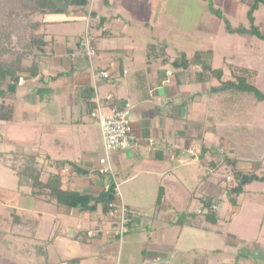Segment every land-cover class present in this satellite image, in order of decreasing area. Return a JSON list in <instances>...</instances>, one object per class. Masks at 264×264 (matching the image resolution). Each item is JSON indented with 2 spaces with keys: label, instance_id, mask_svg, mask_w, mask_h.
I'll return each mask as SVG.
<instances>
[{
  "label": "crops",
  "instance_id": "0c3cea01",
  "mask_svg": "<svg viewBox=\"0 0 264 264\" xmlns=\"http://www.w3.org/2000/svg\"><path fill=\"white\" fill-rule=\"evenodd\" d=\"M163 2L93 0L86 6L69 7L63 14L37 16L45 22L43 32L53 41L54 53L41 59L37 77H20L16 93L8 97L15 111L11 122H0V152L6 159L17 149L23 155L36 156L38 165L45 167L42 180L56 162H64L58 169L62 190L96 197L106 188L110 179L98 173L100 129L90 116L94 79L79 45L85 33L95 50L94 70L110 74L109 79L96 81L98 95L110 94L117 104L132 105L131 128L137 140L110 157L118 202L129 212V231L124 238L119 241L114 236L113 221L100 206L80 212L34 203L15 187L13 209L38 217L19 238L22 248L31 250L29 258L21 257L22 262L38 258L39 264H209V233L221 236L230 249L237 245L246 249L247 239L233 229L237 224L245 227L240 224L244 222L240 220L244 193L235 207L227 200L222 218L219 211L227 198L220 195L217 226L209 227L206 213L209 197H214L209 195V80L197 82L195 67L190 71L167 68L173 58L166 49L161 53L163 46L155 36L164 24L158 20ZM202 16L209 17V13ZM168 22L173 26V21ZM145 32L155 35L148 40ZM186 84L194 86L193 92L185 89ZM205 85L208 88L203 90ZM43 142H47V150ZM183 152L191 156L185 158ZM219 158L213 162L221 164ZM193 164L204 170L195 176L197 182L182 170ZM0 167L14 175L5 164ZM7 188L2 190H13ZM252 206V215L259 212V227L256 222L248 221V225L258 238L264 203ZM47 216L49 226L43 221ZM41 229L45 233L39 238ZM88 231L93 233L91 237ZM43 242L46 250L37 257L34 246Z\"/></svg>",
  "mask_w": 264,
  "mask_h": 264
},
{
  "label": "rangeland",
  "instance_id": "374dc122",
  "mask_svg": "<svg viewBox=\"0 0 264 264\" xmlns=\"http://www.w3.org/2000/svg\"><path fill=\"white\" fill-rule=\"evenodd\" d=\"M210 4L225 16L230 25L247 24V8L240 4L239 0H164L163 7L160 10L163 14L158 19L164 23L161 25V30L158 31L157 35L145 32V36L148 37V40L152 39L154 35L157 36L159 38V45L166 46V53L171 58H174L180 52L192 54L196 50H212L213 67L215 69H222L224 80L230 79L232 73L236 75L242 73L239 69H235V67L230 72L228 66L223 64L224 57L232 58L233 64L251 68L249 74H247L248 82L255 85L264 94L263 41L255 39L253 40V46L246 48L242 38L225 33L223 27L217 35L194 34L193 28L202 18L201 15L208 12L210 16V12L212 11L211 7H208ZM255 17L256 23L260 25L264 34V6L255 12ZM168 21H173V26H169ZM168 67L170 65H167ZM193 70L195 71L196 69ZM190 75L194 74L191 73ZM219 85V82L217 83L214 79H209V89L210 87ZM207 88V85L202 87L203 90ZM185 89L193 92L194 86L186 84ZM199 100L203 101V103L207 102L206 99ZM42 147H44V150H47V142H43ZM15 153L23 156L19 149ZM221 154L223 157L235 159L237 168H241L243 171L254 170L258 175L264 173V102H257L252 95L247 93L225 91L215 94L209 91V160L218 162ZM182 155L185 158L191 156L187 152H183ZM6 161L7 165L15 168L18 162H22L20 158H15L12 154L9 155ZM258 161L261 164L255 169V163ZM182 170L191 174L193 180H195L197 173H204V170H199L196 164L184 166ZM176 171H179L178 168H176ZM184 175L188 176L185 172ZM231 180V169L223 161L215 173L210 172L209 174V195L221 197L220 195L224 194V189H228L226 188L229 186L227 182ZM195 181L197 182V180ZM180 182L184 184V181L181 180ZM4 186L13 190L5 193L6 191L2 190ZM15 187H17L16 177L8 172V170H5V168L0 167V231L2 232L10 231L11 218L9 214L11 208L14 207ZM246 190L247 193L240 196V199H244L241 205L240 219L244 222L240 224H245V227L239 228V224H237L236 228L233 229L240 232L239 234L247 239L245 243L247 250L239 248L238 245L230 249V247L228 248L229 243H225L221 236L210 235L209 233V240L207 239L209 264H222L225 260L227 262L231 261V264H236L237 259L240 257L238 264H264V258L257 255L260 253L264 254V217L258 231V234H260L258 238L256 236L257 233L255 236H252L251 228L248 225L250 223L255 224L256 222L257 229L259 227V212L252 215V205L253 203H256V205L264 203V183H252L246 187ZM215 203H213V206L217 205ZM223 203L219 211L221 218L224 217L225 210L227 209V199ZM17 214L25 219H29L30 223L38 220V217L32 212L19 211ZM43 221L47 223L45 224L47 226L51 222L48 216ZM29 228L14 227L12 231L20 233L22 236L25 230L27 231ZM60 230L64 232L67 229L60 228ZM41 233L45 232L42 229L39 233L37 232L39 238ZM7 239L12 240L10 248L23 249L21 246L23 242H20L19 238H12L8 235ZM219 245L223 248H219ZM216 248L220 250L215 251ZM233 251H235L234 255H232ZM242 256L245 258H242ZM17 260L19 262L22 261L19 257ZM38 262H40L38 258L29 259V264H39ZM22 263L25 264V262Z\"/></svg>",
  "mask_w": 264,
  "mask_h": 264
},
{
  "label": "trees",
  "instance_id": "16d2710c",
  "mask_svg": "<svg viewBox=\"0 0 264 264\" xmlns=\"http://www.w3.org/2000/svg\"><path fill=\"white\" fill-rule=\"evenodd\" d=\"M239 2L247 8L246 25H230L225 16L210 4L208 6L212 9L210 16H202L193 28L194 34L217 35L223 27L225 33L242 38L246 48H251L255 39L264 42V34L260 25L256 23L255 17V12L264 6V0H239ZM87 4L88 0H0V122H11L13 120L15 105L13 101L7 99L16 93L19 78L22 76L37 77L41 59L53 56L54 43L52 40L46 39L43 32L45 22L37 20V16L63 14L67 12L69 7H82ZM153 47L155 46L152 45L151 48ZM160 51L164 55L165 47L160 48ZM168 63L171 69L176 71H190L195 67L194 77L197 82H206L209 79L219 82V86L210 87V93L217 94L225 91L247 93L252 95L257 102H264V94L255 85L248 82L247 74H249L251 68L233 64L232 58L224 57L223 64L228 66L230 72L233 67L242 72L238 75L232 73L230 79L224 80L222 69L213 67V52L210 49L196 50L191 55L180 52ZM92 110L93 106L90 107V112ZM11 154L15 158H20L22 162H18L16 168L7 165L5 155L0 152V165L5 164L13 172L17 177V191L31 198L34 203L53 204L58 207H65L68 210L78 209L80 212H92L97 206H100L105 215L110 210L109 205L118 203V197L111 181L96 197L76 191L62 190L58 169L65 164L64 162H56L55 169L49 170L47 179L42 180L41 175L45 167L38 165L36 156H21L15 152H11ZM221 159L222 163L225 161L230 167L232 178L230 182H227L229 186L226 188L228 189H224L223 193L230 205L235 207L237 198L245 193L247 186L255 182H264V173L258 175L254 170L243 171L238 169L235 159L223 157L222 154ZM260 164L261 162H256L255 169ZM219 165L210 161L209 173H215ZM75 170L79 171L77 167H75ZM22 189H25V191H22ZM218 200V197H209L206 213L209 219V227L217 226V205L213 206V203L216 202L215 204H217ZM9 215L11 218L10 231H0V264H24L22 261L19 262L17 258H29L31 252L29 246L25 250L10 248L12 240L7 239V236L20 238L21 234L14 233L13 228H28L31 223L29 219L17 214V211L13 208H11ZM34 248L37 257L38 253L42 252L44 254L46 250L45 242L38 246L35 245ZM25 264H29V261Z\"/></svg>",
  "mask_w": 264,
  "mask_h": 264
},
{
  "label": "built area",
  "instance_id": "2783aa9c",
  "mask_svg": "<svg viewBox=\"0 0 264 264\" xmlns=\"http://www.w3.org/2000/svg\"><path fill=\"white\" fill-rule=\"evenodd\" d=\"M88 1L90 4L93 2V0ZM79 45L87 57L92 78L94 79V93L91 99L93 110L90 112V116L97 121L101 134L102 156L98 159V173L110 179L114 185L115 194L118 197V185L110 157L113 153L126 150L136 144L137 139L133 135L131 128V111L133 108L128 102L117 104L110 94L105 97L98 95L96 81L107 80L110 78V74L107 71L94 70L92 58L95 55V50L92 47L88 33L84 34L79 41ZM109 209L106 216L113 221L112 229L114 236L121 241L129 231L128 209L121 202L109 205ZM98 230L101 231L100 229ZM86 234L88 237H91L93 233L88 231Z\"/></svg>",
  "mask_w": 264,
  "mask_h": 264
},
{
  "label": "flooded vegetation",
  "instance_id": "af4514ba",
  "mask_svg": "<svg viewBox=\"0 0 264 264\" xmlns=\"http://www.w3.org/2000/svg\"><path fill=\"white\" fill-rule=\"evenodd\" d=\"M261 257H263V258H264V255H262Z\"/></svg>",
  "mask_w": 264,
  "mask_h": 264
}]
</instances>
